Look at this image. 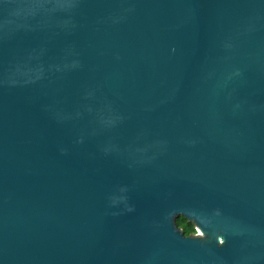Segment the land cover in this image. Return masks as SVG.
<instances>
[{"label":"water","instance_id":"water-1","mask_svg":"<svg viewBox=\"0 0 264 264\" xmlns=\"http://www.w3.org/2000/svg\"><path fill=\"white\" fill-rule=\"evenodd\" d=\"M0 264H264V0H0Z\"/></svg>","mask_w":264,"mask_h":264},{"label":"trees","instance_id":"trees-1","mask_svg":"<svg viewBox=\"0 0 264 264\" xmlns=\"http://www.w3.org/2000/svg\"><path fill=\"white\" fill-rule=\"evenodd\" d=\"M177 224L183 229L186 236H190L196 233L195 226L193 223L188 222L185 218L181 217L177 220Z\"/></svg>","mask_w":264,"mask_h":264}]
</instances>
